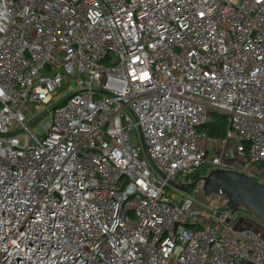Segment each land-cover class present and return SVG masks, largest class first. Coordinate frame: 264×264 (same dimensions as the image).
Segmentation results:
<instances>
[{"label": "built area", "instance_id": "2783aa9c", "mask_svg": "<svg viewBox=\"0 0 264 264\" xmlns=\"http://www.w3.org/2000/svg\"><path fill=\"white\" fill-rule=\"evenodd\" d=\"M202 169L264 176V0H0V264H264Z\"/></svg>", "mask_w": 264, "mask_h": 264}, {"label": "water", "instance_id": "95a60500", "mask_svg": "<svg viewBox=\"0 0 264 264\" xmlns=\"http://www.w3.org/2000/svg\"><path fill=\"white\" fill-rule=\"evenodd\" d=\"M198 180L202 182L205 197L224 196L232 212L245 207L264 223V184L258 180L236 170L214 169L203 177H196L188 187L169 185L189 195Z\"/></svg>", "mask_w": 264, "mask_h": 264}, {"label": "rangeland", "instance_id": "374dc122", "mask_svg": "<svg viewBox=\"0 0 264 264\" xmlns=\"http://www.w3.org/2000/svg\"><path fill=\"white\" fill-rule=\"evenodd\" d=\"M34 113L36 114L37 111H34ZM27 119L28 121L25 123L26 126L28 127V129L33 133L35 134L36 136H38L39 138L42 137L44 135V131H43V127L44 125L46 124V122H48V120H46L45 118L44 119H41V120H37V119H34V120H30V115H27ZM219 149H222V146L219 147ZM227 151V161L230 162L232 165H234V167L236 168H239V169H245L244 167V164L240 161V160H237L233 154H232V151L229 150V149H226ZM207 153H208V159H211L212 156L215 155L214 153V150L212 147L210 146H207ZM205 173L207 174V171H204L202 169L201 173L199 176L203 177V175H205ZM264 176H260L257 178V180L264 184ZM192 198H194L198 203H201L205 206H209V207H214V208H217V209H221V208H224L228 205V200L226 197L224 196H217V195H212L210 197H205L204 194H203V191H202V182L200 180H198L195 184V186L192 188V191L191 193L189 194ZM241 211L243 213H250L249 210L245 207H242ZM251 219L253 221H255L261 228H262V232H261V236L263 237L264 239V223L261 222L260 220H258L254 214H251L250 215Z\"/></svg>", "mask_w": 264, "mask_h": 264}, {"label": "trees", "instance_id": "16d2710c", "mask_svg": "<svg viewBox=\"0 0 264 264\" xmlns=\"http://www.w3.org/2000/svg\"><path fill=\"white\" fill-rule=\"evenodd\" d=\"M226 117L219 113H213L212 119L199 129V132L207 134L213 139H222L225 136Z\"/></svg>", "mask_w": 264, "mask_h": 264}, {"label": "crops", "instance_id": "0c3cea01", "mask_svg": "<svg viewBox=\"0 0 264 264\" xmlns=\"http://www.w3.org/2000/svg\"><path fill=\"white\" fill-rule=\"evenodd\" d=\"M238 224L240 227H243L245 229L259 231L260 233L263 231L262 228L251 219V217L249 219L241 220V222H239Z\"/></svg>", "mask_w": 264, "mask_h": 264}, {"label": "bare ground", "instance_id": "6f19581e", "mask_svg": "<svg viewBox=\"0 0 264 264\" xmlns=\"http://www.w3.org/2000/svg\"><path fill=\"white\" fill-rule=\"evenodd\" d=\"M264 179V178H263Z\"/></svg>", "mask_w": 264, "mask_h": 264}]
</instances>
